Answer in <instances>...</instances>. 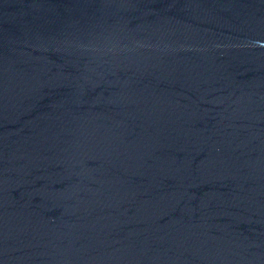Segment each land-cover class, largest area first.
<instances>
[{
  "label": "water",
  "instance_id": "95a60500",
  "mask_svg": "<svg viewBox=\"0 0 264 264\" xmlns=\"http://www.w3.org/2000/svg\"><path fill=\"white\" fill-rule=\"evenodd\" d=\"M0 264H264V0H0Z\"/></svg>",
  "mask_w": 264,
  "mask_h": 264
}]
</instances>
